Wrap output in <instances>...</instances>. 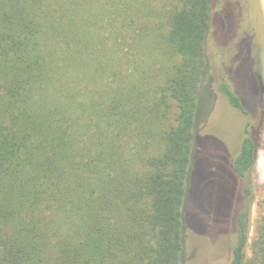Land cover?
Instances as JSON below:
<instances>
[{
    "label": "trees",
    "instance_id": "16d2710c",
    "mask_svg": "<svg viewBox=\"0 0 264 264\" xmlns=\"http://www.w3.org/2000/svg\"><path fill=\"white\" fill-rule=\"evenodd\" d=\"M215 1L0 0V264H183L211 24L229 103L247 114L241 95L257 90L258 0H238L232 19L230 0ZM103 17L116 24L108 39ZM110 39L117 68L101 52ZM259 94L233 176L264 148V79ZM250 193L234 211L231 264H264V200L244 255Z\"/></svg>",
    "mask_w": 264,
    "mask_h": 264
},
{
    "label": "rangeland",
    "instance_id": "374dc122",
    "mask_svg": "<svg viewBox=\"0 0 264 264\" xmlns=\"http://www.w3.org/2000/svg\"><path fill=\"white\" fill-rule=\"evenodd\" d=\"M215 2L212 0L213 4ZM238 3V0H230L227 19L233 18V4L236 6ZM258 7L261 31L253 41L251 51L257 90L255 94V90L250 89L249 97L241 95L245 99L247 114L233 107L220 89L222 73L226 71H222L221 58L217 53L219 38L214 36L213 24L206 39L205 52L210 82L204 81L197 97L196 136L186 185L183 264H231L232 246L236 239L233 215L244 200L245 187L251 193L245 199L249 228L244 255L249 258L252 254L251 242L263 211L264 148L260 146L257 149L254 167L243 177L233 176L230 164L239 152L246 123L249 121L251 127L257 130L263 115L259 92L264 79V0H258ZM108 22L109 18L105 17L100 21L103 38H107L111 28L116 26L113 21L111 24ZM111 39L108 40L109 46L101 52L111 62L108 65L117 68ZM232 39L229 38L230 41ZM221 47L226 50L225 45ZM97 84L104 86L105 81L98 77ZM91 86L90 82L87 87Z\"/></svg>",
    "mask_w": 264,
    "mask_h": 264
},
{
    "label": "flooded vegetation",
    "instance_id": "af4514ba",
    "mask_svg": "<svg viewBox=\"0 0 264 264\" xmlns=\"http://www.w3.org/2000/svg\"><path fill=\"white\" fill-rule=\"evenodd\" d=\"M252 45H253V43H252ZM252 45H250V48H249V50L247 49V52L249 53V57H250V60H251V65H252V67H253V71H254V63H253V61H252V57H251V51L253 50V46ZM237 56V55H236ZM234 58H235V54L230 58V59H232V60H234ZM239 59H241V57H240V55L238 54V56H237V60H239ZM226 95V94H225ZM229 101V100H228ZM234 107V106H233ZM237 108V107H236ZM239 109V108H238ZM240 110V109H239ZM232 163V162H231Z\"/></svg>",
    "mask_w": 264,
    "mask_h": 264
}]
</instances>
